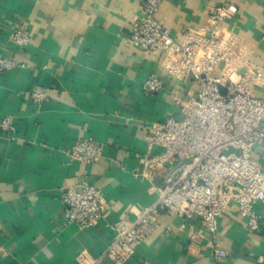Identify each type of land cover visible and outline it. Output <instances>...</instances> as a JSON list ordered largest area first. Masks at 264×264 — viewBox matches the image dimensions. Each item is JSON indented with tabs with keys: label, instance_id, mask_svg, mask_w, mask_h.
<instances>
[{
	"label": "crops",
	"instance_id": "obj_1",
	"mask_svg": "<svg viewBox=\"0 0 264 264\" xmlns=\"http://www.w3.org/2000/svg\"><path fill=\"white\" fill-rule=\"evenodd\" d=\"M160 1L157 17L177 38L205 27L216 7L215 0ZM228 1L238 12L223 33L251 47L264 74V0ZM141 10V0H0V54L22 65L0 77V118L16 127L0 130V264H116L107 257L114 226L136 221L157 201L151 188L162 187L163 177L149 180L145 167L163 149L150 138L157 124L182 116L174 103L197 85L167 75L161 53L132 45ZM18 29L32 37L22 50L10 40ZM152 74L164 90L146 96ZM35 87L47 90V101L29 99ZM81 138L103 146L98 163L70 156ZM256 155L264 170V147ZM82 182L101 189L106 202L104 218L83 230L65 220L63 204L65 190ZM256 211L261 229L250 232L230 205L216 236L200 219L162 214L123 264H264V205Z\"/></svg>",
	"mask_w": 264,
	"mask_h": 264
},
{
	"label": "built area",
	"instance_id": "obj_2",
	"mask_svg": "<svg viewBox=\"0 0 264 264\" xmlns=\"http://www.w3.org/2000/svg\"><path fill=\"white\" fill-rule=\"evenodd\" d=\"M142 10L132 22L130 42L141 52L161 53L162 69L177 80H192L197 90L174 106L182 118L169 117L154 127L151 145L163 153L147 161L149 180L163 177L164 184L151 190L157 201L145 208L136 221H121L107 257L116 264L131 260L137 249L157 230L162 214L184 221L200 219L216 236L218 222L235 204L250 232L261 229L256 206L264 205V170L256 152L264 147V74L253 61L254 50L237 37L226 38L222 25L237 14L235 4L215 0L216 7L207 25L185 29L174 37L158 19L160 0H141ZM26 30H14L10 40L24 49L31 41ZM264 39V37H263ZM13 57L0 54V77L21 68ZM164 90L154 74L145 81L144 95ZM261 91L263 95L258 96ZM29 99L37 104L48 100L47 90L35 87ZM0 130L14 132L9 116L0 118ZM103 146L91 138H81L70 156L86 164L98 163ZM65 220L80 229L94 228L106 213L101 189L82 182L63 195ZM225 257L224 253L219 254Z\"/></svg>",
	"mask_w": 264,
	"mask_h": 264
},
{
	"label": "water",
	"instance_id": "obj_3",
	"mask_svg": "<svg viewBox=\"0 0 264 264\" xmlns=\"http://www.w3.org/2000/svg\"><path fill=\"white\" fill-rule=\"evenodd\" d=\"M181 118H182V116L179 119H181Z\"/></svg>",
	"mask_w": 264,
	"mask_h": 264
}]
</instances>
